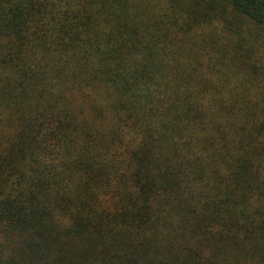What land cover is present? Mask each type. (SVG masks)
<instances>
[{
  "label": "trees",
  "instance_id": "16d2710c",
  "mask_svg": "<svg viewBox=\"0 0 264 264\" xmlns=\"http://www.w3.org/2000/svg\"><path fill=\"white\" fill-rule=\"evenodd\" d=\"M0 264H264V0H0Z\"/></svg>",
  "mask_w": 264,
  "mask_h": 264
}]
</instances>
